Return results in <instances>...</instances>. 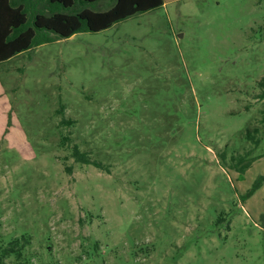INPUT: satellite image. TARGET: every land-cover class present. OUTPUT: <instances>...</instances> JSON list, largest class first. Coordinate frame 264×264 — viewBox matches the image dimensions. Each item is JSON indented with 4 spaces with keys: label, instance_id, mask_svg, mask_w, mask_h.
Segmentation results:
<instances>
[{
    "label": "rangeland",
    "instance_id": "obj_1",
    "mask_svg": "<svg viewBox=\"0 0 264 264\" xmlns=\"http://www.w3.org/2000/svg\"><path fill=\"white\" fill-rule=\"evenodd\" d=\"M263 75L264 0H165L0 62V246L26 235L33 264H264V184L242 199L264 174Z\"/></svg>",
    "mask_w": 264,
    "mask_h": 264
},
{
    "label": "trees",
    "instance_id": "obj_2",
    "mask_svg": "<svg viewBox=\"0 0 264 264\" xmlns=\"http://www.w3.org/2000/svg\"><path fill=\"white\" fill-rule=\"evenodd\" d=\"M101 0H0V62L10 60L24 51L31 50L45 43L61 38H69L80 32H98L137 13L152 11L164 5L165 0H113L108 9L95 10L91 6ZM261 88L260 98H264V75L258 80ZM259 129L254 133L247 128V137L259 145L257 137ZM73 155L77 161L94 164L102 163L92 160L89 153L81 151L75 145ZM222 161L227 163V153L221 152ZM251 151L245 154H233L230 166L244 178L246 170L252 165L254 158ZM264 184L261 174L248 192L242 195L247 200ZM29 242L26 235L14 238L5 246H0V264H7V259L15 255L12 264H33L24 258V248Z\"/></svg>",
    "mask_w": 264,
    "mask_h": 264
}]
</instances>
